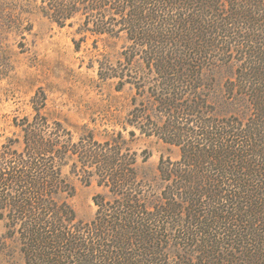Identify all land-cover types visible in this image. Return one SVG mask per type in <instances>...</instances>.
<instances>
[{"label": "trees", "instance_id": "obj_1", "mask_svg": "<svg viewBox=\"0 0 264 264\" xmlns=\"http://www.w3.org/2000/svg\"><path fill=\"white\" fill-rule=\"evenodd\" d=\"M33 1L59 26L125 36L118 61L98 68L134 88L123 128L180 154L160 159L153 193L121 130L73 131L37 89L14 119L21 137L0 142V219L23 264H264V0ZM221 65L233 67L223 104L243 101L245 117L219 112L210 72ZM66 165L104 189L90 220L70 202Z\"/></svg>", "mask_w": 264, "mask_h": 264}, {"label": "rangeland", "instance_id": "obj_2", "mask_svg": "<svg viewBox=\"0 0 264 264\" xmlns=\"http://www.w3.org/2000/svg\"><path fill=\"white\" fill-rule=\"evenodd\" d=\"M126 45L123 34H93L83 31L79 22L59 26L41 13L33 0H0V142L21 137L14 119L20 121L32 113L29 99L42 89L47 96L48 115L71 130L80 133L86 126L99 139L121 130L128 147L138 154L139 173L151 183L153 193H159V161L162 157L177 159L179 148L157 136L142 134L131 125L124 129L133 106L134 88L126 83L117 90L115 79H103L98 74L100 62L115 64ZM210 74L214 97L221 103L219 112L234 111L245 117L249 109L243 101L223 104V83L232 76L233 67L221 65ZM129 129H135V136L129 135ZM62 171L75 187L70 202L78 218L92 219L96 211L92 196L104 189L94 179L85 184L67 165ZM0 264H23L19 240L7 233L1 219Z\"/></svg>", "mask_w": 264, "mask_h": 264}]
</instances>
